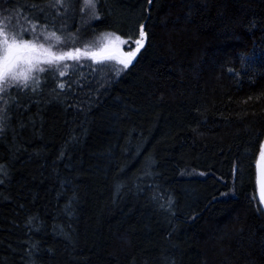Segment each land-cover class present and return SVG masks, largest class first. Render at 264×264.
I'll return each mask as SVG.
<instances>
[{"label": "trees", "instance_id": "trees-1", "mask_svg": "<svg viewBox=\"0 0 264 264\" xmlns=\"http://www.w3.org/2000/svg\"><path fill=\"white\" fill-rule=\"evenodd\" d=\"M42 2L0 0V14ZM100 9L75 46L107 31L135 38L147 17L145 47L118 77L114 61H83L72 79L83 73L87 87L68 99L87 112L12 107L0 136L9 169L0 264H264L255 187L264 64L240 59L254 43L264 50V0H101ZM70 22L75 33L82 18ZM33 99H50L48 88Z\"/></svg>", "mask_w": 264, "mask_h": 264}, {"label": "snow or ice", "instance_id": "snow-or-ice-1", "mask_svg": "<svg viewBox=\"0 0 264 264\" xmlns=\"http://www.w3.org/2000/svg\"><path fill=\"white\" fill-rule=\"evenodd\" d=\"M152 3L153 0H148L149 6ZM100 4L101 0H43L42 3L30 5L21 3L18 16L23 17L28 27H19L13 23V12L16 10H3V14H0V136L10 127L13 106L27 111L32 104L55 102L67 105L68 108L75 107L79 112H87L88 108L83 106V102L73 105L68 99L77 89L82 90L87 87L81 82L83 73L72 79L75 70L84 67L83 61L90 60L99 67H108L105 62L114 61L115 64L111 66L110 71L117 77L133 65L134 60L145 47L147 17L139 24L135 38L129 35L124 39L115 31H107L95 36L91 41L83 42L81 47L75 46L83 40V28L90 27L93 21L102 19ZM77 6L78 11L84 13L86 18L82 20L76 32L72 33L69 29L73 24H69L68 21L74 20ZM70 12L73 14L71 17ZM57 21H60L59 26ZM26 36L30 38H25ZM69 44L73 47H68ZM124 45H134V47L125 52ZM65 48L67 50H64ZM240 59L245 66L257 62L264 64V50L258 52L254 43L252 52L241 55ZM69 61L73 63L69 64ZM95 70L98 71L99 68ZM65 77L67 79H61ZM100 87L104 85L100 84ZM46 88L50 99L45 101L33 99L36 96H43ZM96 91L98 92L99 88ZM87 104L90 107L91 100H88ZM78 140L79 137L76 135L70 137L72 143ZM65 154L66 151L62 149L58 159L63 158ZM256 170L259 201L264 207V141L259 144ZM7 178H9L8 166L0 164V184H4ZM121 186L117 185V191ZM153 199L157 197L154 195ZM172 204L173 200L169 197L167 200L169 210ZM161 207L164 208L165 205L161 204ZM33 219L34 217H29L28 223L31 224ZM171 264H175L174 259Z\"/></svg>", "mask_w": 264, "mask_h": 264}, {"label": "rangeland", "instance_id": "rangeland-1", "mask_svg": "<svg viewBox=\"0 0 264 264\" xmlns=\"http://www.w3.org/2000/svg\"><path fill=\"white\" fill-rule=\"evenodd\" d=\"M81 14H83V17L81 16ZM71 15H73V14L71 13ZM78 17L82 18V20H83L86 18V15L84 13H80L78 11V6H77V11H76L75 16H74L75 24H76V21L78 20ZM70 20L68 22H69V24H72L70 22ZM13 23H16L19 27H28L29 26L28 23L23 19V17L18 16V14L13 15ZM59 23H60V21H57L58 26H59ZM25 38H30V37L26 36ZM125 46H126V48H125ZM131 47H134V45H124L123 50L125 52H127V51L131 50ZM64 50H67V49L65 48Z\"/></svg>", "mask_w": 264, "mask_h": 264}, {"label": "water", "instance_id": "water-1", "mask_svg": "<svg viewBox=\"0 0 264 264\" xmlns=\"http://www.w3.org/2000/svg\"><path fill=\"white\" fill-rule=\"evenodd\" d=\"M262 141H264V138H263ZM257 159H258V155H257L256 161H257ZM256 174H257V170H256V162H255V187H256L257 198L259 200V190H258V186H257V183H256ZM259 203H260V201H259ZM262 208L264 210V207H262Z\"/></svg>", "mask_w": 264, "mask_h": 264}]
</instances>
